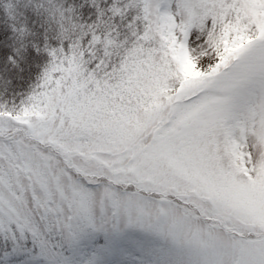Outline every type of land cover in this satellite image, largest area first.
Instances as JSON below:
<instances>
[{
    "label": "snow or ice",
    "instance_id": "obj_1",
    "mask_svg": "<svg viewBox=\"0 0 264 264\" xmlns=\"http://www.w3.org/2000/svg\"><path fill=\"white\" fill-rule=\"evenodd\" d=\"M0 264H264V0H0Z\"/></svg>",
    "mask_w": 264,
    "mask_h": 264
}]
</instances>
